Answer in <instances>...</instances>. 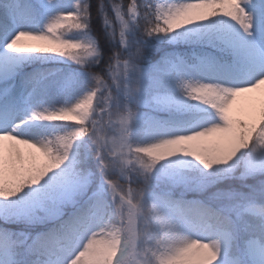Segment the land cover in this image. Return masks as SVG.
Returning <instances> with one entry per match:
<instances>
[{
    "label": "snow or ice",
    "instance_id": "1",
    "mask_svg": "<svg viewBox=\"0 0 264 264\" xmlns=\"http://www.w3.org/2000/svg\"><path fill=\"white\" fill-rule=\"evenodd\" d=\"M0 264H264V0H0Z\"/></svg>",
    "mask_w": 264,
    "mask_h": 264
}]
</instances>
